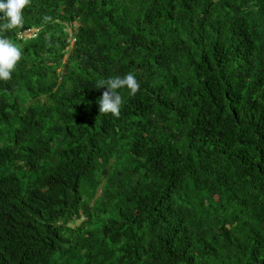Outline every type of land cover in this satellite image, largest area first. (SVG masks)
I'll return each instance as SVG.
<instances>
[{
	"label": "trees",
	"instance_id": "trees-1",
	"mask_svg": "<svg viewBox=\"0 0 264 264\" xmlns=\"http://www.w3.org/2000/svg\"><path fill=\"white\" fill-rule=\"evenodd\" d=\"M23 17L0 33L22 51L0 81V264H264V0ZM129 72L140 90L100 115L97 81Z\"/></svg>",
	"mask_w": 264,
	"mask_h": 264
},
{
	"label": "clouds",
	"instance_id": "clouds-1",
	"mask_svg": "<svg viewBox=\"0 0 264 264\" xmlns=\"http://www.w3.org/2000/svg\"><path fill=\"white\" fill-rule=\"evenodd\" d=\"M30 4V0H0V33L10 32L23 27V11ZM51 17L45 16L44 23L51 21ZM29 34V33H28ZM22 58L21 48L10 38L0 35V81H8ZM96 89H105L98 100L100 115L111 114L115 118L120 117L122 96L119 90L127 89L130 96H135L140 90V83L136 76L129 72L124 76L100 79L96 83ZM1 245H11L6 237L0 236V255L3 256Z\"/></svg>",
	"mask_w": 264,
	"mask_h": 264
}]
</instances>
